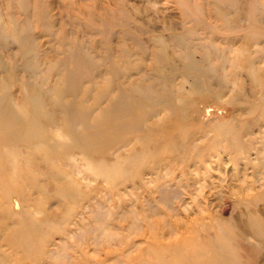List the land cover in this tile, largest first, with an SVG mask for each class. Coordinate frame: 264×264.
<instances>
[{"label":"rangeland","instance_id":"obj_1","mask_svg":"<svg viewBox=\"0 0 264 264\" xmlns=\"http://www.w3.org/2000/svg\"><path fill=\"white\" fill-rule=\"evenodd\" d=\"M191 63L205 73L203 89L194 84L201 76L187 70ZM135 83L155 100L158 93L177 104L183 98L176 149L155 152L129 134L130 144L108 151L120 129L116 115L109 126L97 121L108 103L101 94ZM33 98L36 107L28 104ZM2 99L17 114L23 106L36 113L33 135L43 137L32 146L26 121L18 133L0 124V264H162L156 255L171 261L174 250L205 244L195 231L202 223L209 229L201 235L219 230L230 240L232 255L241 257L234 264H264V237L254 227L248 236L240 232L241 218L264 224V195L247 197L264 188V163H250L244 175L235 148L239 134L251 158L264 157V0H0ZM60 101L82 102L87 118L74 121ZM250 103L259 104L252 115L245 113ZM156 115L146 123L168 121L162 134L171 139V111ZM107 133L110 143L101 144ZM132 146V161L117 158ZM220 150V166L201 169ZM119 161L142 173L107 177ZM65 186L75 196L60 194Z\"/></svg>","mask_w":264,"mask_h":264},{"label":"bare ground","instance_id":"obj_2","mask_svg":"<svg viewBox=\"0 0 264 264\" xmlns=\"http://www.w3.org/2000/svg\"><path fill=\"white\" fill-rule=\"evenodd\" d=\"M178 37L182 38L181 36H178ZM87 59H88L87 63L90 64V68H92V69L95 68L96 62L94 60V57H87ZM248 62L251 65H253L254 59L251 58L250 60H248ZM112 68H113V65L111 66V69ZM187 70L189 73L193 72L194 75L197 74V75L201 76L202 80L197 79V80H195L194 84H195V87H199L200 89H203V86H204L203 78L205 76V73L202 74L201 72H199L197 70L196 66L192 63L188 66ZM108 72H110L109 68H108ZM117 90H119V92ZM120 91H122L121 94H120ZM112 92H113V94H112V96H110ZM101 95H102V100L104 99L105 101H108V103H107V105H105L103 107L101 115L99 116L97 121L100 120L105 125L109 126L112 123L114 115H116L117 119H118V128L120 129V130H118L119 132H118V137L116 139V142L114 144H110V146H109L108 151H111L110 153H112L113 150L117 149L119 146H122L123 144H125V146L130 144V141L133 138L127 137V135H129V134H133V135L135 134L136 136L141 138L142 142H140V144L144 148L150 147V149H154L155 152L160 151L161 148H164L163 150H167V149H176V147H179L180 143L178 142V139H177L179 137V132L177 131V123L178 122L184 123L185 119H186V113H187V108H186V106L183 105V98L180 95L178 98L180 100V103H178V104L175 102L174 97H172V96H169L167 99H163V96H164L163 93L156 94L155 95L156 100H155L151 94V91L145 87H142L138 83H135L131 87H126L125 84H119V85H117V87H114V89H113V87L108 89V87L106 86L105 90L103 91V94H101ZM134 96H138V97L136 99H134L133 98ZM130 97H132V98H130ZM233 99L237 100V97L235 96ZM28 102H29L28 104L30 106L36 107L35 98L29 99ZM58 104H60V106H63L67 113H69L71 111L74 113L71 116L68 115L74 121L76 119H80V118L81 119L87 118V110L88 109L83 107L82 102L72 103V105H71L70 103H63L62 101H60ZM159 104H162L163 106L160 107V106H158ZM252 104L253 103H250V105H248V107H250V108H249V110L245 111V113L252 115L254 113L253 111L258 109L257 106H259V104L255 105V106H252ZM70 105H71V107L69 108ZM98 105H99V101H97V106ZM158 108H166L168 111H171V118H173L176 122V129L172 132V138L171 139L167 140L166 138H163V134H162L163 130L168 125V121H158L154 125L153 124L150 125V124L146 123L145 117L147 115H150V114L157 116L156 112H157ZM20 110H23V112L20 114H17V113H15L16 110L5 99L0 100V111L4 114V116L0 115V124L2 126V129L7 130V131H14L17 128L16 133H18L21 130V126L24 127L22 121H26L27 122L26 128H30L31 130H33V132H29L27 135V138L31 139L30 140L32 142L31 145L33 146L36 142L32 141V139H34L35 137H40V135H33V133L35 132V130L39 126V124H38L39 121L36 118V113H34L33 116H28L31 113L29 107L26 109V107L23 106L22 109H20ZM207 113H209V109H208ZM41 114H43V113H41ZM71 118L68 120V122H70V123H71ZM122 118H123V123H128V122H131V123L122 126V123L120 122ZM10 119L14 120L15 123L14 124L8 123V121H10ZM241 123H242V125L239 124V126L240 125L244 126L245 124L248 125L250 122L244 121ZM206 128H207V124L202 122V126L200 129H206ZM23 130L25 131V129H23ZM125 130H129V131L122 133ZM205 132H206V134L204 136H202V138H206L207 136H209V132L207 130H205ZM152 133L158 134L157 140L152 141L149 138V136ZM101 135H102L101 144L103 142L110 143L111 138H110V135L108 133L106 135H104V134H101ZM103 135H104V138H103ZM239 136H240L239 134L236 136L237 144H236L235 148H238V150H239L238 154L240 156V159L242 161H244V164L242 166L243 168H242L241 172L242 173L246 172L248 170V168H247L248 165H250V163H254L256 161H259L261 163V166H263L264 157L260 158L259 156L258 157L255 156L254 158H251L252 155H251L250 151L246 152L244 150V148H243L244 143L241 141ZM23 137L25 138V136H23ZM41 137H43V135ZM82 138H83L82 134L76 136L77 140H80ZM136 140L138 141V139H136ZM211 140H210V143H211ZM213 140L217 143L220 142L218 138H213ZM101 144L97 148H101V146H102ZM53 146L57 147V144L51 143L48 145L47 148L53 150L54 149ZM69 146L70 145L68 144L67 148H69ZM125 146H123V147H125ZM210 147H211V144L209 147H207L203 150L202 160L204 159L203 153ZM91 148L95 149L92 146H91ZM84 150H86V149H84ZM86 151H89V150H86ZM135 151H137L136 146H132L130 149L122 152L121 153L122 156H120V157L118 156L117 158L120 159V158L128 156L129 158L127 159V161H132L134 158L131 156H132V153ZM143 151H145V149ZM46 152L47 151H43L41 154L44 155ZM223 152L224 151L220 150L219 153H211L210 158H212L213 161H211V163L208 164V166H207V162H205L206 164L201 166V169H207L208 167H212L213 165L215 166V167L213 166L215 169H216V167L218 168L220 166V157H218V156L223 154ZM244 154H245V156H243ZM153 157H155V156H153ZM224 157H225V155L223 154L222 158H224ZM43 160H48V158L43 156ZM226 160L227 161H225V164H227V162L231 161L232 159L227 157ZM139 161L141 163H144L145 159L143 157H140ZM236 170L237 169H233L232 172H235ZM243 170H244V172H243ZM141 173H142V169H140V171L137 170L135 172L134 167H130L128 165H122V164H120V161L117 163V165L113 166L110 170H106V176L107 177L114 178L113 176H116V177L122 178L123 180L125 179V177L135 176V175H139ZM244 175H246V173H244ZM260 175H262V174H260ZM56 176H58V175H56ZM254 177L257 179L256 174H254ZM54 178L60 183L65 181V180H61L55 176H54ZM258 182H260V179H258ZM65 184H66V181H65ZM259 188L261 191H258L255 194L253 193L252 195L248 194L247 197H250L252 199H257L256 196H260V195L263 196L264 195V188L262 186H260ZM255 189H257V188H252L250 186L249 189H247V190L254 191ZM59 193L64 194L66 197L75 196V191L70 194V189L66 186L63 189H61L59 191ZM259 213H260V215L263 214V212H259ZM257 219H258V222L252 221V219H250V221L248 223L243 218L240 219V222H242V224H243L242 229L240 230V232L243 233V237H245V235L248 236V234H252V229H253L252 227L255 228V233L257 235L264 237V231H262L260 229V227L264 226V224L261 221V219H259V218H257ZM199 229H203L204 231H208L209 227L207 224L202 223L199 225V227H197L195 229V231L198 230L197 236H199V238L202 239L201 243H203L204 241H205V244H206V242L208 243L207 247L205 246V244L204 245L203 244L202 245H194V246H192L193 249L187 250L183 246L179 245L178 247H175V248H181L182 247L185 250H181V249L174 250L173 259L171 261L165 260L160 255H156V258L158 260H160L162 262V264H170L172 262H178L179 264H202L203 260H201V257L210 255L212 253L213 247H214L215 253L210 260L211 264H234L233 259L240 261V258H241L240 256L236 258L235 255H232L230 240H228L227 238H224L222 236V234H223L222 231L217 230L215 235L214 234L212 235L210 233H207L206 235H201L199 233ZM184 239H187L188 241H194V239L192 237H185ZM234 241H236V240L234 239ZM262 243H263L262 248H264V242H262ZM177 244H179V243L168 244V245H170L172 247V245H177ZM189 252L194 253V254H190ZM158 256H160L161 259H159ZM180 258L183 260L182 263L179 262ZM198 258H200V260L195 263V261Z\"/></svg>","mask_w":264,"mask_h":264}]
</instances>
